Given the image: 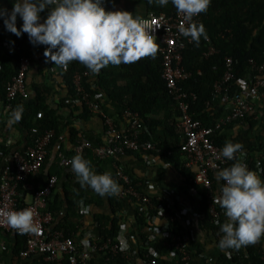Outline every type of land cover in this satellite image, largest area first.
Returning <instances> with one entry per match:
<instances>
[{"label": "trees", "instance_id": "1", "mask_svg": "<svg viewBox=\"0 0 264 264\" xmlns=\"http://www.w3.org/2000/svg\"><path fill=\"white\" fill-rule=\"evenodd\" d=\"M102 6L106 11H127L133 17L138 18L147 17L149 14L174 16L177 12L172 6L171 0L164 6H160L156 3V0H102ZM46 12L47 10L41 13V16H45ZM20 22L22 23L21 20ZM199 24L203 25L207 38L201 37L198 45L191 41L183 51L182 66L190 73V77L188 80L181 82L180 86L184 91L193 92L197 96V100L191 105V117L198 120L203 127H209L218 121L219 117L225 112L217 100L211 102L213 84L221 79L225 71V59L230 58L233 63L232 74L234 79L229 83V96L238 92L237 81L251 72L250 61L259 65L264 63V0H210L207 11L200 13ZM6 34L7 31L4 29L3 22L0 21V102L3 108L7 104L6 87L17 71L18 59L21 56H26L29 43L25 42L28 40L26 34L22 33L20 37L13 35L9 51L1 54ZM210 48L213 49V53L205 56ZM46 60L48 59L46 58ZM161 60V54L157 49L154 56L144 57L129 64H109L101 68L97 74H93L83 64L75 60L69 62L67 67H64L65 70L60 73L64 83L65 95L57 102L58 107L65 111L66 116L59 115L46 105V101L54 94V91L45 84L35 86L32 96L29 95L26 99L17 98L11 102V108L17 105L23 106V113L18 122L20 130L25 134L23 148L30 146L33 140L44 131L53 132V138L47 146L46 160L37 176L29 182H34L33 184L39 182L44 174L57 176V185L48 197L46 207V210L53 217H57L59 214L63 215L58 224L53 225L51 223L54 229L61 230L65 235L69 233L76 235L85 223L86 215L83 213L82 208L88 206V208H91L89 214L92 223L96 227L97 239L101 241L110 238L115 242L118 238L120 225L124 221V218L115 217V213L125 214L127 204H132V201H129L128 198H118L117 194L107 195L105 208L103 209L106 210L103 212L102 196H99L87 186L82 188L72 171L64 173V170H67L70 166L59 168L52 164L49 170L45 171L53 150L70 158L77 155L74 152V145L82 136L77 126L81 122L87 121L93 114L83 101L77 97L72 77L75 72L87 71L90 76L83 77L81 84L89 98L102 94L103 98L105 97L116 103L121 108L120 116L123 122L122 112L124 110L137 113L140 122L139 140L156 143L160 150V164L162 162L167 163L169 167L178 171L182 176V191L187 194L188 191L192 190L201 197L199 203H195V208L198 210L197 227L206 236L212 235L217 245L222 236L219 227L220 224L225 222L226 217L223 214V209L216 205L218 219L215 221L211 219L207 209L208 198L204 190L193 184L191 172L183 166L184 159L176 151L182 140L181 131L176 126L179 110L176 102L167 93L161 79ZM206 102H211L210 107H206ZM37 113L41 114L40 118L36 117ZM261 113L259 117H247L243 125L236 123L227 125L224 131L232 130L230 134L225 132V135L219 134L212 139H214L216 146H223L228 141L241 143L243 145L242 152L246 154L247 161H250V167L257 171L260 170V178L264 180V98ZM114 122L116 123L115 120ZM32 129H36V133H33ZM64 136L68 137L72 148H65L62 143ZM91 145L97 147L103 145V143L97 140L96 144L91 143ZM0 150L3 151L5 156L10 151L3 144H0ZM172 150V155H167V151ZM85 154L86 150L79 155L85 159ZM139 154L155 156L153 152H127L124 156H139ZM236 154L238 153L234 154L233 160L220 166V169L229 167L234 162L239 161ZM121 157L117 160L94 157L89 165L94 171L96 169L97 173L105 172L102 168H108L110 170L108 173L121 187L122 184L116 178L115 170L112 169L114 164L122 168L119 161ZM1 161L2 159H0ZM257 163L259 168L256 167ZM124 173L129 176L130 184L143 193L133 174L127 171H124ZM209 176L213 182L212 189L219 190L223 181L215 179V172H210ZM153 201L155 204L164 205L163 203H166L164 200ZM164 206L166 207V205ZM95 208L101 210L95 212ZM166 213L173 219L165 226V231V227H161V230L165 234L171 231L173 234L183 237V234L179 231L181 228L180 222H182L180 221L182 219L180 210L177 207H166ZM134 215L137 230H133L131 235L127 237L130 252L135 251L138 257L144 258L145 254L155 251L159 256L157 258L158 264H176L175 260L178 261V264H181L179 263V252L174 248V242L165 237L162 232L154 235L147 242L148 233L145 230V220L139 215L136 208L134 209ZM11 241V245L3 257L8 256L12 262H15L18 252L24 247L25 237L15 235L12 236ZM185 241L187 242L186 250L189 253L190 264H199L195 259V255L200 252L199 245L188 243L186 239ZM170 254H173L174 257L167 258ZM105 258L106 256L102 253L96 254L92 264H132L129 260L120 256L109 262ZM246 263L264 264V236L257 243L242 246L240 249H219L216 264Z\"/></svg>", "mask_w": 264, "mask_h": 264}, {"label": "built area", "instance_id": "2", "mask_svg": "<svg viewBox=\"0 0 264 264\" xmlns=\"http://www.w3.org/2000/svg\"><path fill=\"white\" fill-rule=\"evenodd\" d=\"M139 22L145 30L150 31L158 45L157 49L162 57L161 79L164 82L167 93L176 102L179 110L177 127L181 131L182 140L176 151L184 159V167L191 172L193 184L204 190L208 198V213L211 219L215 221L218 219L215 206L219 205L216 202V197L219 195L220 189H212L213 182L209 174L210 172L216 173L220 166L227 164L229 160L218 155L223 146H216L212 138L222 133L227 125L232 123L243 125L247 117L254 115L253 99L264 98V63L259 65L250 61L251 72L243 79L237 81L238 92L229 96V83L234 79L232 74L233 63L230 58L225 59V71L221 79L213 84L211 102L216 101L220 97L222 103L229 104L231 107L226 116L220 118L212 126L203 127L190 114L191 105L197 100V96L193 92L184 91L180 86L181 82L188 80L190 77V73L182 66V59L183 51L191 43V40L179 32V28L181 26L187 27L188 22L184 21L183 16L177 12L174 16L149 14L147 17L139 18ZM193 22L196 24L200 23V14L193 17ZM211 53H213L212 48L209 49L205 56ZM29 67L30 59L27 56H21L17 62V71L6 87L5 97L7 104L5 109H11V102L14 99H26L29 97L30 90L26 83V74ZM86 76H89L87 71L82 73L75 72L72 77V83L77 97L83 101L92 114L102 119L104 142L101 146L93 147L88 140L81 138L74 145L75 154H81L83 151L88 150L97 159L110 158L117 160L127 152H153L159 158L160 150L156 143L139 140L140 122L137 113L124 110L122 117L125 126L123 129L118 127L112 117L105 114L103 110L102 94L89 98L87 93H85L81 79ZM221 93H223L222 96L220 95ZM211 102H207L206 106H209ZM36 117L40 118L41 114L37 113ZM32 132L36 133V129H32ZM52 138V131H44L33 140L30 146L22 150L12 151L10 155L6 156L0 150V158L5 159L0 171V233L11 237L15 235L25 237L24 247L18 252L15 263L92 264V261L95 260L94 256L102 253L106 256L105 260L107 262L120 256L129 260L132 264H158L157 258L159 256L155 251H150L149 254L144 255V258H140L135 251L130 252L126 240L119 239V233L115 242L110 238L99 241L95 233L96 227L94 224L92 225L94 232L79 231L76 235H73V233L65 235L61 230L54 229L51 226V223L53 225L58 224L63 216L59 214L57 217H53L46 210L48 197L58 182L57 176H47L42 185H34L29 181L37 176L45 162L47 146ZM9 144L10 141H7L5 146L8 147ZM172 153L173 150L167 151V155H172ZM236 155L240 162L245 163L248 169L254 171L260 177V170L257 171L250 167V161H247L245 153L241 154L238 152ZM70 161L71 158L65 154L56 153L57 167H69L71 165ZM256 167L259 168L258 163ZM113 169L115 170L116 178L122 184L117 194L118 198H128L129 201H132L139 215L145 220V230L148 232L147 242L154 235L161 232L164 233L165 237L174 242V248L179 252V263L190 264L185 236L180 237L171 231L166 234L164 232L166 230L165 226L173 219L166 213L167 204L163 203L166 207L162 204H155L153 200L159 202L162 199L139 192L130 184L129 176L124 173L122 168L114 164ZM189 192L195 199H201L192 190ZM27 197L28 200H26ZM26 208L32 210L33 222L37 225L36 232L21 233L11 228L7 223V214L9 212ZM189 212L188 210L181 211L180 216H185ZM83 213L85 212L83 211ZM115 217L124 218L125 216L117 212ZM123 225L124 223L120 225V229ZM161 227H165L164 231L161 230ZM7 250L5 243L0 241V254H4ZM173 257V254H170L167 258ZM0 264H4V262L0 260Z\"/></svg>", "mask_w": 264, "mask_h": 264}, {"label": "clouds", "instance_id": "3", "mask_svg": "<svg viewBox=\"0 0 264 264\" xmlns=\"http://www.w3.org/2000/svg\"><path fill=\"white\" fill-rule=\"evenodd\" d=\"M168 2L156 0L160 6ZM171 4L188 22L187 27L179 28L180 34L197 45L201 37L207 38L203 25L193 22V17L206 12L210 0H171ZM17 17L22 21L19 30ZM0 21L5 31L16 37L24 33L31 45L46 46L43 55L55 65L66 68L75 60L93 74L109 64H129L154 56L158 47L138 17L127 11H106L102 0H14L10 10L0 6ZM22 113V105L12 108L7 124L18 123ZM242 149L241 143L228 141L218 155L231 161L235 153L243 154ZM70 163L82 188L87 186L102 197L119 193L120 186L111 174L96 173L81 155H74ZM215 176L224 182L216 202L226 217L219 227L222 236L217 247L240 249L257 243L264 236V180L239 161L220 169ZM87 210L88 206L82 208ZM7 223L21 233L37 231L31 209L9 212Z\"/></svg>", "mask_w": 264, "mask_h": 264}, {"label": "crops", "instance_id": "4", "mask_svg": "<svg viewBox=\"0 0 264 264\" xmlns=\"http://www.w3.org/2000/svg\"><path fill=\"white\" fill-rule=\"evenodd\" d=\"M14 0H0V6H3L7 9H11ZM21 25L19 17L16 20V26L19 30ZM14 34L7 31L6 38L3 41V48L1 54L9 51L11 46V40ZM25 42H29L26 40ZM46 46H33L30 43L27 45V54L26 56L30 59V67L26 74V83L30 90V96L33 95V89L38 85H48L54 91V94L51 95L46 101V105L55 110L59 115L66 116L64 110L58 107L57 102L61 97L65 95L64 91V83L62 77L60 75L61 72L64 71V68H61L59 65H55L54 62L50 60H46L43 55L44 48ZM53 70V71H51ZM90 76V73H89ZM221 96L223 93L220 94ZM218 103L221 107L224 108L223 114L219 117L222 118L226 116L231 105L224 104L221 102V98H217ZM207 103V102H206ZM211 104V103H210ZM102 107L108 116L112 117L113 120L116 121V124L123 129L124 122L120 116L121 108L114 102L110 101L107 98H103ZM207 108L210 107L206 106ZM263 109V99H253V111L254 117H259L262 113ZM11 109H5L2 107L0 102V144H3L5 148L9 149V155L12 151L22 150L23 143L25 141V134L20 130L19 124L15 123L11 126L7 124V120L9 118V113ZM217 122V121H216ZM178 124V117L176 119V126ZM81 131V138L88 140L92 144H96L97 140L100 143H103V121L100 117L93 114L87 121L81 122L80 125L77 126ZM178 128V127H177ZM232 130H226L220 135L230 134ZM226 132V133H225ZM66 133V132H65ZM67 134V133H66ZM10 141L8 147L5 146V143ZM62 143L64 144L66 149L72 148L68 141V137L64 136ZM56 151L53 150L51 154L50 160L47 162L45 171L47 172L52 164L56 165ZM93 155L90 151L86 150L85 159L91 163L93 161ZM2 161L0 162V171L1 165L4 164L5 159L0 158ZM120 165L122 166L124 171L132 173L134 178L137 180L140 188L142 189L144 194L148 196L160 198L166 202L168 207H177L180 212L184 210L190 211L187 215L181 216L180 219L181 228L180 232L185 236V239L188 243H194V245H199L200 252L195 255V259L199 264H216L219 248L215 244L214 237L212 235L206 236L202 232L198 230L197 220H198V210L195 208V203H199V199H195L190 192L188 191L185 194L182 191V183L183 178L178 171L169 167L166 163H161L157 156H153L150 154H139V156H122L120 159ZM2 163V164H1ZM57 166V165H56ZM102 166V165H101ZM184 166V165H183ZM105 172H110L108 168H102ZM113 169V167H112ZM102 170V171H103ZM65 172H71V165ZM95 172L97 173L96 169ZM104 173V172H102ZM99 174V173H98ZM216 174V173H215ZM47 174H44L42 179L35 183L34 185H42L46 180ZM216 179V176H215ZM217 180V179H216ZM32 181V180H31ZM34 183V182H33ZM28 200V197L26 198ZM103 204L102 210L105 208V203L107 200V195L102 197ZM134 206L131 204H127V211L124 214V225L119 231V239L126 240L127 244L129 242L127 237H129L133 230L136 229L135 224V215H134ZM101 210V209H100ZM99 209H94L95 212H99ZM106 210V209H105ZM103 210V212L105 211ZM93 211V210H92ZM91 208H88L87 212L84 214L85 223L84 227L80 229V231H92L94 232L92 218L90 216ZM126 219V220H125ZM137 230V229H136ZM147 232V231H146ZM148 233V232H147ZM11 236L0 233V241H3L7 246V249L11 245ZM136 248V247H135ZM134 249V248H133ZM6 254H0V260L4 262V264H16L12 262L9 257H3ZM177 263V261L175 260ZM178 264V263H177Z\"/></svg>", "mask_w": 264, "mask_h": 264}]
</instances>
